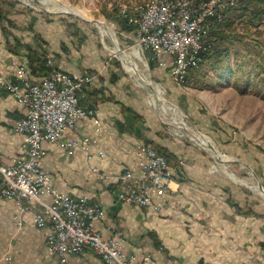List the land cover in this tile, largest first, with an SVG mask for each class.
Instances as JSON below:
<instances>
[{"label": "crops", "instance_id": "0c3cea01", "mask_svg": "<svg viewBox=\"0 0 264 264\" xmlns=\"http://www.w3.org/2000/svg\"><path fill=\"white\" fill-rule=\"evenodd\" d=\"M17 13L9 15V23L0 21L3 71L15 78L18 64L25 62L31 80L38 79L43 72L32 66L40 61L33 62L32 54L42 59L46 50L65 70H99L81 96V102L96 108L99 120L80 117L66 133L68 137L92 136L89 148L68 152L60 141L47 138L42 145L44 165L59 189L87 193L105 203L106 216L96 220L102 233L108 236L111 227L120 229L121 248L137 258L151 252L148 264H264V197L248 184L247 171L237 181L212 169L214 160L207 149L170 134L133 81L131 69L108 55L104 36L88 19L27 8ZM153 66L170 89L181 87L170 76L171 62L154 60ZM26 110L14 93L0 92V156L4 160H10L26 140V133L14 128ZM146 142L167 153L173 177L170 187L141 205L118 197L120 184L114 173L121 167L139 173L141 145ZM93 165L108 175L99 176ZM38 207L24 210L19 222L14 216L15 199L0 194V264H54L57 255L45 241L48 227L32 221ZM7 253L10 258H3ZM68 264L104 261L86 247L71 252Z\"/></svg>", "mask_w": 264, "mask_h": 264}, {"label": "built area", "instance_id": "2783aa9c", "mask_svg": "<svg viewBox=\"0 0 264 264\" xmlns=\"http://www.w3.org/2000/svg\"><path fill=\"white\" fill-rule=\"evenodd\" d=\"M239 1L147 0L137 1L131 9L119 0L117 5L119 13L135 24L127 30L133 40L129 45L132 56L147 65L152 60L171 62L170 76L180 84L187 80L189 68L199 64L211 25ZM44 55L47 68L35 80H31L25 62L18 64L15 78L0 68V92L14 93L27 107L14 124L16 130L26 133V140L10 160L0 156V194L15 199L14 216L19 222L24 210L39 204L32 221L48 227L45 241L48 250L57 255L54 264H68L71 252L86 247L98 252L104 264H148L151 252L137 258L121 248L120 229L111 227L112 234L105 236L96 226V220L106 216L104 202L87 193L76 195L59 189L44 165V138L60 141L68 152L77 147L88 149L92 136L68 137L66 133L80 117L99 120L96 108L81 102L86 86L95 82L99 70L68 71L56 64L51 51ZM139 165L137 174L127 167L114 173L120 184L118 197L147 205L155 193L170 187L173 175L166 153L150 142L141 145ZM92 168L99 176L108 175L97 165Z\"/></svg>", "mask_w": 264, "mask_h": 264}, {"label": "rangeland", "instance_id": "374dc122", "mask_svg": "<svg viewBox=\"0 0 264 264\" xmlns=\"http://www.w3.org/2000/svg\"><path fill=\"white\" fill-rule=\"evenodd\" d=\"M118 1L0 0V9L8 15L18 14L20 9L27 8L32 12L39 10L85 19L77 13L63 10L64 6L80 8L85 12L80 14L92 18L89 23L99 31L100 36H104L102 44L108 55L121 61L115 51L114 38L128 51L133 40L127 30L115 24ZM121 1L133 9L137 1L147 0ZM240 16L230 26H224L231 34L236 32L241 37L227 40L231 45V61L236 66L229 78L218 75L208 62L202 65L201 72L189 75L180 84L176 83L181 87L174 89H170L156 73L153 62L147 65L138 60L141 73L130 70V74L145 92L148 104L164 120L170 134L186 137L207 149L214 160L210 166L212 169H220L237 181H242L241 173L247 171L251 176L248 184L264 197V192L258 187L259 179L263 182L264 173V18L255 24L246 20V15ZM1 21L8 22L7 18ZM104 23L113 30L112 36L104 30ZM237 61L241 62L240 66ZM141 75L148 82L152 81L153 88L147 82H138ZM153 92L159 97L157 102ZM162 105H165L164 109ZM208 142L214 144L216 151Z\"/></svg>", "mask_w": 264, "mask_h": 264}, {"label": "trees", "instance_id": "16d2710c", "mask_svg": "<svg viewBox=\"0 0 264 264\" xmlns=\"http://www.w3.org/2000/svg\"><path fill=\"white\" fill-rule=\"evenodd\" d=\"M245 15L247 16L246 20L252 23L257 24L261 22L264 18V0H240L237 4L231 6L227 10L222 19L216 20V22L211 25L205 41L206 47L201 51V60L198 65L189 68L188 77L194 73L201 72L202 65L207 62L211 64L214 70H217L218 75L225 78L230 77V73L236 69V66H234L231 61V45L227 40L233 41L235 39H241V37L238 36L236 32L231 34L226 28H224V26H230L237 16L243 17ZM3 18L10 17L8 13L3 14L0 9V21L3 20ZM115 18L119 19L121 29L132 30L135 26L133 22H129L128 18L121 15L119 12H117ZM36 60H40L38 62L39 64L36 66L32 63V66H34L36 71L41 69L44 73L47 68L45 55L41 59L39 56L32 54V61L35 62ZM236 63L239 66L241 64L240 61H237ZM154 145L159 150H162L157 144ZM162 151L166 153L164 150Z\"/></svg>", "mask_w": 264, "mask_h": 264}, {"label": "water", "instance_id": "95a60500", "mask_svg": "<svg viewBox=\"0 0 264 264\" xmlns=\"http://www.w3.org/2000/svg\"><path fill=\"white\" fill-rule=\"evenodd\" d=\"M63 10H65V11H69V12H74V13H77V14H79L80 16H82V17H84V18H86V19H88V20H91L92 18H89V17H87V16H84V15H82V14H80L79 12H77V11H75V10H72V9H69V8H63ZM98 21V20H97ZM104 27L105 28H108V26L104 23ZM107 30V29H106ZM107 32H109V34H111L110 36H112V33L110 32V31H108L107 30ZM114 38V37H113ZM114 42H115V47L116 46H118L119 47V49H122L121 51L123 52V54H124V57H121L122 58V61H123V63L126 65V67L127 68H129V69H132L134 72H137V73H141L140 72V65H139V63H138V61L132 56V53L130 52V51H128L127 49H125L124 47H122V46H120V44L117 42V40L114 38ZM119 56V55H118ZM144 76V75H143ZM142 75H141V77H143ZM144 78V77H143ZM147 83L153 88V83H152V81L151 82H148L147 81ZM181 124V123H180ZM181 125H183V124H181ZM184 127H187V126H185V125H183ZM207 144H209L210 145V147L212 148V149H214L215 151H216V149H215V146H214V144L212 143H207ZM217 157H219L220 158V156L217 154ZM258 185L260 186V189H262V190H264V184H263V182L259 179V183H258Z\"/></svg>", "mask_w": 264, "mask_h": 264}, {"label": "bare ground", "instance_id": "6f19581e", "mask_svg": "<svg viewBox=\"0 0 264 264\" xmlns=\"http://www.w3.org/2000/svg\"><path fill=\"white\" fill-rule=\"evenodd\" d=\"M64 8H69V9H71L70 7H67V6H64ZM72 10H75V11H77V12H79V13H82V14H85V12L84 11H82L80 8H76V7H73L72 8ZM103 28H105V27H103ZM108 30V31H110L111 33H113V30L111 29V28H105L104 30ZM122 49H119V47L118 46H116L115 47V51L119 54V55H121V56H123L124 57V54H123V52L121 51ZM136 52L138 51V49L137 48H135L134 49ZM144 77V76H143ZM143 77H141L140 78V80H138V82H147V78H143ZM136 80V81H137ZM154 88H156V85H154ZM152 95H153V98L155 99V101L157 102L158 101V96L153 92L152 93ZM162 101V100H161ZM160 101V104H162V102ZM159 103V102H158ZM162 107H163V109H164V107H165V105H162ZM216 149V148H215ZM219 155V154H218ZM220 156V155H219ZM258 187L260 188V186L258 185ZM261 191H263L264 192V190H262V189H260Z\"/></svg>", "mask_w": 264, "mask_h": 264}]
</instances>
